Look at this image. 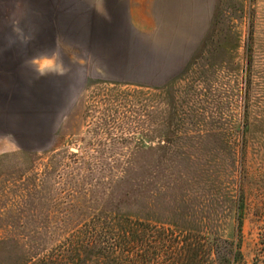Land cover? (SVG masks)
<instances>
[{"label": "rangeland", "instance_id": "rangeland-1", "mask_svg": "<svg viewBox=\"0 0 264 264\" xmlns=\"http://www.w3.org/2000/svg\"><path fill=\"white\" fill-rule=\"evenodd\" d=\"M18 1L0 0V22ZM8 57L0 264H264V0H218L185 70L163 85L86 86L52 139L24 134L67 104L44 87L30 101L33 77L9 81L20 68Z\"/></svg>", "mask_w": 264, "mask_h": 264}, {"label": "crops", "instance_id": "crops-1", "mask_svg": "<svg viewBox=\"0 0 264 264\" xmlns=\"http://www.w3.org/2000/svg\"><path fill=\"white\" fill-rule=\"evenodd\" d=\"M217 1L19 0L14 17L0 22V54L20 68L8 79L33 77L32 102L41 101L44 87L49 101L67 104L39 116L24 137L52 139L59 120L96 81L157 86L177 77L209 32ZM54 56H61L56 67L35 68L43 58L55 63ZM62 72L64 83L57 82Z\"/></svg>", "mask_w": 264, "mask_h": 264}, {"label": "trees", "instance_id": "trees-1", "mask_svg": "<svg viewBox=\"0 0 264 264\" xmlns=\"http://www.w3.org/2000/svg\"><path fill=\"white\" fill-rule=\"evenodd\" d=\"M241 202H242V200H240L239 205H238L239 214L237 216V218H238V229H239V233H240V231L242 229V225H243L242 216H241L242 215V209H243L242 207H243V204ZM56 261L57 260H55L54 258H51L50 257L49 259H43V261L41 263H39V264H55ZM61 261H64L66 263L65 260H61Z\"/></svg>", "mask_w": 264, "mask_h": 264}]
</instances>
